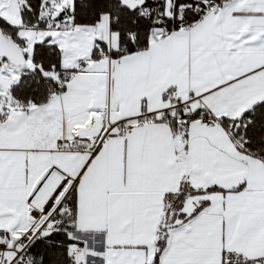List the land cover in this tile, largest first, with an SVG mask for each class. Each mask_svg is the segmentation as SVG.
Listing matches in <instances>:
<instances>
[{"label": "snow or ice", "instance_id": "obj_1", "mask_svg": "<svg viewBox=\"0 0 264 264\" xmlns=\"http://www.w3.org/2000/svg\"><path fill=\"white\" fill-rule=\"evenodd\" d=\"M0 264H264V0H0Z\"/></svg>", "mask_w": 264, "mask_h": 264}]
</instances>
